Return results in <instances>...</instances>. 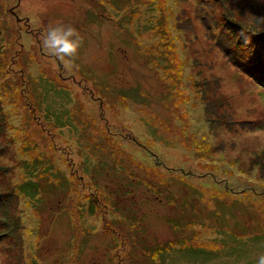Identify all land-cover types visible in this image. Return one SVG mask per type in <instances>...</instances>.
Wrapping results in <instances>:
<instances>
[{"label":"rangeland","instance_id":"1","mask_svg":"<svg viewBox=\"0 0 264 264\" xmlns=\"http://www.w3.org/2000/svg\"><path fill=\"white\" fill-rule=\"evenodd\" d=\"M261 255L264 0H0V264Z\"/></svg>","mask_w":264,"mask_h":264},{"label":"clouds","instance_id":"2","mask_svg":"<svg viewBox=\"0 0 264 264\" xmlns=\"http://www.w3.org/2000/svg\"><path fill=\"white\" fill-rule=\"evenodd\" d=\"M42 44L50 55L71 68L82 46V38L73 26L56 25L47 29ZM258 264H264V255L259 256Z\"/></svg>","mask_w":264,"mask_h":264}]
</instances>
